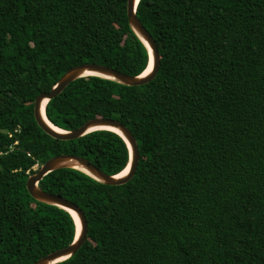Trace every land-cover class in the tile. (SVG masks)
Here are the masks:
<instances>
[{"label": "trees", "instance_id": "16d2710c", "mask_svg": "<svg viewBox=\"0 0 264 264\" xmlns=\"http://www.w3.org/2000/svg\"><path fill=\"white\" fill-rule=\"evenodd\" d=\"M137 16L159 50L153 80L88 75L46 104L63 129L122 121L140 155L123 184L73 167L39 182L88 222L55 264H264V0H140ZM149 60L127 0H0V264H32L76 236L68 210L29 193L35 164L71 153L118 174L130 160L112 130L46 133L37 95L79 64L140 75Z\"/></svg>", "mask_w": 264, "mask_h": 264}, {"label": "water", "instance_id": "95a60500", "mask_svg": "<svg viewBox=\"0 0 264 264\" xmlns=\"http://www.w3.org/2000/svg\"><path fill=\"white\" fill-rule=\"evenodd\" d=\"M139 1L140 0H127L128 18L131 27L141 37V39L146 43L152 52L151 53L149 51L150 62L148 67L152 65V68L149 72L146 74L142 73L141 75H131L104 64L93 62L83 63L67 70L59 78L57 83L50 89V91L40 92L34 100L33 114L35 120L38 125L52 137L62 140H69L79 138L97 129L112 130L119 133L128 142L131 157L129 161V170L123 175L108 174L87 158L71 153L59 154L49 158L44 163H42L34 173L29 175L26 182V187L29 193L39 201L58 205L68 210L73 215L76 222V236L69 245L56 249L45 256L40 257L32 264H55L64 261L74 255L80 249L88 236V222L82 208L77 203L67 199L66 197L60 194L48 192L39 185V182L47 174L59 168L73 167L87 172L97 180L107 184L118 185L129 181L137 170L140 158L137 139L133 131L122 121L112 117L96 116L87 120L79 127L63 129L52 123L47 117L46 104L51 98L62 92L72 81L88 75H99L112 78L127 85L146 84L156 77L160 65V54L151 33L137 16V6ZM100 126H109L111 129L97 128ZM73 212L77 214L79 218V224L77 223Z\"/></svg>", "mask_w": 264, "mask_h": 264}, {"label": "bare ground", "instance_id": "6f19581e", "mask_svg": "<svg viewBox=\"0 0 264 264\" xmlns=\"http://www.w3.org/2000/svg\"><path fill=\"white\" fill-rule=\"evenodd\" d=\"M149 51H150V49H149ZM150 52H151V51H150ZM151 53H152V52H151ZM151 68H152V65H150V66L144 71L143 74H146L147 72H149V71L151 70ZM97 128H109V129H111V127H109V126H100V127H97ZM128 170H129V166H127V167H126L121 173H119V175H123V174L127 173ZM73 214L75 215L76 221H77V223L79 224V218H78L77 214H76L75 212H73Z\"/></svg>", "mask_w": 264, "mask_h": 264}, {"label": "clouds", "instance_id": "9594fccd", "mask_svg": "<svg viewBox=\"0 0 264 264\" xmlns=\"http://www.w3.org/2000/svg\"><path fill=\"white\" fill-rule=\"evenodd\" d=\"M149 62H150V60H149ZM143 73H144V72H143ZM141 74H142V73H141ZM141 74H140V75H141ZM127 143H128V142H127ZM128 145H129V144H128ZM129 149H130V147H129ZM130 157H131V152H130ZM129 161H130V160H129ZM35 165H36V164H35ZM37 165H39V163H37ZM127 166H129V163H128ZM33 168H34V167H33ZM121 172H122V171H121ZM121 172H120V173H121ZM118 175H119V173H118Z\"/></svg>", "mask_w": 264, "mask_h": 264}, {"label": "rangeland", "instance_id": "374dc122", "mask_svg": "<svg viewBox=\"0 0 264 264\" xmlns=\"http://www.w3.org/2000/svg\"><path fill=\"white\" fill-rule=\"evenodd\" d=\"M40 164H41V163H40ZM40 164H39V165L36 164V165L34 166V170H37V169L39 168ZM31 174H32V173H31Z\"/></svg>", "mask_w": 264, "mask_h": 264}, {"label": "built area", "instance_id": "2783aa9c", "mask_svg": "<svg viewBox=\"0 0 264 264\" xmlns=\"http://www.w3.org/2000/svg\"><path fill=\"white\" fill-rule=\"evenodd\" d=\"M16 143H17V141H16Z\"/></svg>", "mask_w": 264, "mask_h": 264}]
</instances>
